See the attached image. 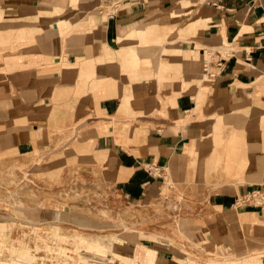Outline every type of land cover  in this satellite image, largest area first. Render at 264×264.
Returning a JSON list of instances; mask_svg holds the SVG:
<instances>
[{"label":"crops","instance_id":"crops-1","mask_svg":"<svg viewBox=\"0 0 264 264\" xmlns=\"http://www.w3.org/2000/svg\"><path fill=\"white\" fill-rule=\"evenodd\" d=\"M43 1L50 28L0 27L20 31L0 42V208L177 207L138 244L228 238L264 264V202L242 201L264 191V0Z\"/></svg>","mask_w":264,"mask_h":264},{"label":"rangeland","instance_id":"rangeland-1","mask_svg":"<svg viewBox=\"0 0 264 264\" xmlns=\"http://www.w3.org/2000/svg\"><path fill=\"white\" fill-rule=\"evenodd\" d=\"M81 1L86 2L88 0ZM120 1L111 0L112 7H105V10L112 11L116 7L117 2ZM75 3L76 6L78 0ZM102 3L101 0H98V3L96 1V6H101L100 10L104 9ZM44 4L43 0H0V27L5 28V24L9 22L16 24L39 22L40 18L46 17L47 26L50 28V14L39 13L40 11L36 10V8H32V6L38 7ZM18 32L0 30V42L5 41L13 33L17 34ZM46 36L47 38L50 37V32H46ZM15 38L19 37L16 36ZM2 51L0 49V54ZM225 144L226 142H224ZM175 187L169 179L166 182V186L162 188L163 194H171L169 197L173 202L178 200L182 202L185 194L183 189L179 188L180 194L169 192ZM191 190H193L192 186ZM0 193L2 194L3 192ZM101 195L96 200V204L99 205L89 206L93 207L91 210L82 208L78 211L79 208H74L76 214H56L41 208L47 212L46 220L34 221L39 219L34 211L36 207L23 206L19 195L15 194L12 198L17 207L14 209L0 208L10 212L8 216L0 215V264H71L68 259L73 254H77L76 257L82 260V264H254L252 263L253 261L246 262L242 258L245 254H233L228 238H225L223 246H217L212 241L195 240L192 236L190 237V235L187 236L186 234L184 236L183 232H179L180 234L177 235L178 241L184 244L182 249L177 250L170 246L168 249H162V253L157 256L155 249L138 244L135 233L131 230L135 229V224H142L144 228L148 227L149 232H153V229H155L156 233L161 225L171 229L174 224H159L156 223V219L161 211L166 213V211L169 212L170 210L176 211L178 208L144 207L143 220L141 222V217L135 213L138 208H130L129 205L127 208L116 207L112 202L108 206L107 198L103 194ZM164 197L166 198L163 199H168V196ZM102 200H105L106 206L100 205L103 204ZM26 208H29L30 211H27ZM77 212H83L85 215L77 216ZM86 216L91 220L86 221ZM28 221H32V223H27ZM61 222L72 224L77 229H70L55 224ZM178 226L182 227L183 225L178 224ZM143 235L145 238L149 237L153 240L155 239V241L157 240L154 235L146 233H143ZM76 236L79 238H76ZM147 241H149L146 242L147 244L151 242L150 239ZM163 243L170 245L165 240ZM87 244L89 245L87 246ZM168 251L172 253H167ZM71 252L73 254H70ZM124 252H126L127 257L122 256ZM74 264L80 263L76 262Z\"/></svg>","mask_w":264,"mask_h":264},{"label":"bare ground","instance_id":"bare-ground-1","mask_svg":"<svg viewBox=\"0 0 264 264\" xmlns=\"http://www.w3.org/2000/svg\"><path fill=\"white\" fill-rule=\"evenodd\" d=\"M31 208V207H30ZM26 210L27 211H30V209L29 208H26ZM34 211H35V213H36V216L37 217H39V219H37V220H34V221H44V220H46V217H47V212L46 211H43L41 208H38V207H36L35 209H34ZM27 223H32V221H28ZM37 225V224H36ZM78 236H76V238H77ZM74 238V237H73ZM79 238V237H78ZM86 240V239H85ZM74 241V240H73ZM89 244H87V246H88ZM70 250V249H69ZM68 250V251H69ZM71 251V250H70ZM111 253H114V252H111ZM115 253H117V252H115ZM70 254H73L72 252L70 253ZM77 255V254H76ZM76 255L75 254H73L72 256H69V262L71 263V264H74V263H80V264H82L83 262H82V260H80V259H78V257H76ZM122 256H126V252H124V255L122 254ZM127 257V256H126Z\"/></svg>","mask_w":264,"mask_h":264},{"label":"built area","instance_id":"built-area-1","mask_svg":"<svg viewBox=\"0 0 264 264\" xmlns=\"http://www.w3.org/2000/svg\"><path fill=\"white\" fill-rule=\"evenodd\" d=\"M247 196L248 197L244 196V198L242 200L243 202H248V201L256 202L257 200H258V202L259 201L264 202V191H258V192L252 193L250 195H247Z\"/></svg>","mask_w":264,"mask_h":264}]
</instances>
